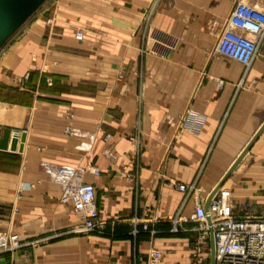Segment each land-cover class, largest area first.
I'll return each instance as SVG.
<instances>
[{
  "label": "crops",
  "instance_id": "obj_1",
  "mask_svg": "<svg viewBox=\"0 0 264 264\" xmlns=\"http://www.w3.org/2000/svg\"><path fill=\"white\" fill-rule=\"evenodd\" d=\"M156 1L60 0L32 27L28 51L0 52V233L23 244L0 262L147 264L155 249L161 264H192L196 234L172 233L171 219L194 209L179 184L210 196L223 182L237 215L264 213V48L248 70L213 52L238 0ZM52 15L56 66L41 76L29 53ZM85 27L89 41H76ZM57 47L89 52L88 74L81 55ZM59 166L99 170L84 182L101 220L116 222L109 235L72 233L79 220L49 175ZM135 220L148 231L134 235Z\"/></svg>",
  "mask_w": 264,
  "mask_h": 264
},
{
  "label": "built area",
  "instance_id": "obj_2",
  "mask_svg": "<svg viewBox=\"0 0 264 264\" xmlns=\"http://www.w3.org/2000/svg\"><path fill=\"white\" fill-rule=\"evenodd\" d=\"M75 39L82 41L84 34L77 32ZM263 48L264 0H238L224 23L213 52L242 64L248 70ZM217 86L219 89L223 88L222 83ZM65 135L73 137L76 131L69 125L65 129ZM109 138L110 136H105V141ZM86 173L96 176L100 174L96 168L81 169L72 166H59L49 170L51 179L62 189L60 203L69 206L79 220L72 233L80 236H106L107 230L113 228L116 222L101 220L95 187L84 182ZM176 188L185 195L183 207L190 199L194 200L192 213L184 215L179 212L171 219L172 233L186 232L187 227H190L196 234L192 264H203L205 257L211 260V238L214 241V264H264V215H237L229 189L220 188L210 199L211 195H201L197 184H179ZM133 225L134 235L138 234L139 226H142L143 231L149 229V223L138 220ZM22 247L17 234L0 233V255L16 252ZM147 264H161L158 250L151 251Z\"/></svg>",
  "mask_w": 264,
  "mask_h": 264
},
{
  "label": "rangeland",
  "instance_id": "obj_3",
  "mask_svg": "<svg viewBox=\"0 0 264 264\" xmlns=\"http://www.w3.org/2000/svg\"><path fill=\"white\" fill-rule=\"evenodd\" d=\"M59 1L60 0H51V1L49 0L44 6H42L40 8V10L10 39V41L7 43V50L9 51L10 48L14 47V45H16V44H22L24 47L21 48V50L23 52H24V50L28 51L27 48H25L24 43L26 41H28L26 38H28V36L32 34V27L37 22H42L43 17H44V13L46 12V10L47 9H55L56 6L58 5ZM159 1L160 0L156 1V5H157V3ZM153 4L154 3H152V5ZM151 11H153V10H151ZM89 14H90V12L88 14H86V15H89ZM150 17L147 18L146 22H148L151 19ZM49 20H53L54 22L53 23H48ZM56 21H57V18L54 15H52L51 17L45 19V21H44L45 22V25H44L45 29L44 28H39V29H36L34 31L35 34L37 33L39 35H35L36 37L34 39V44L36 45L35 52H33V53L30 52L29 54L31 55L30 58H32V62H33V67L32 68H33L34 73H37L38 75H41V76H45L48 73L52 72L54 70V66H56L54 64V62L48 61V58H47L49 52L51 51V48L49 49L47 47L48 43L51 41V40H49L47 34H48L49 30H51L52 28H54L56 26V23H57ZM83 21H84V23L87 22L88 25L91 23V19L89 20V18H86ZM87 31H88V29H86V27H85V30L78 29L76 31V34H77V32L83 33L84 34V39L86 40V38H87L86 41H89V38L86 37ZM34 32H33V34H34ZM76 34H75V36H76ZM82 41H79V42H82ZM85 49H88V48H85ZM54 51L59 53L60 54L59 56L62 57V58H63L64 55H71V56L76 55L78 57H80V55H81L79 51H75L74 52V50H71V49H68V48H64V47H57V49H54ZM83 53L84 54H82L81 57L84 60V62L81 63V67L84 70V73L88 74L89 57L90 56H89V52H86V53L83 52ZM70 59H71L70 61L73 60L72 58H70ZM67 67L71 68L72 66L69 64ZM86 78H89V75H87ZM18 83H19V86L22 85L21 81H19ZM253 213H255L257 215H264V213L260 214V213H258L256 211H254ZM107 234L109 235L108 231H107ZM14 253L15 252H13V253H9V252L8 253H3V254L0 255V259L3 258L5 255H11V254H14Z\"/></svg>",
  "mask_w": 264,
  "mask_h": 264
},
{
  "label": "water",
  "instance_id": "obj_4",
  "mask_svg": "<svg viewBox=\"0 0 264 264\" xmlns=\"http://www.w3.org/2000/svg\"><path fill=\"white\" fill-rule=\"evenodd\" d=\"M49 0H0V52L4 49L10 39L44 6ZM264 131V125L256 138ZM256 138L251 142L248 148L242 153L238 161L242 160L247 154L250 146L255 142ZM1 149H6V143L3 142ZM237 161V163H238ZM232 171L227 173L224 180L229 177ZM223 182L212 192L210 199L215 193L222 188ZM210 264H214V241L211 238V260ZM0 264H6L0 262Z\"/></svg>",
  "mask_w": 264,
  "mask_h": 264
}]
</instances>
